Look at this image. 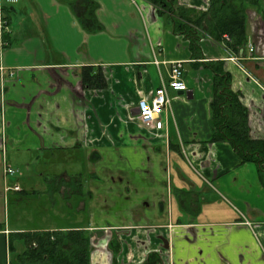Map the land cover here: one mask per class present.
I'll return each instance as SVG.
<instances>
[{"label": "crops", "instance_id": "1", "mask_svg": "<svg viewBox=\"0 0 264 264\" xmlns=\"http://www.w3.org/2000/svg\"><path fill=\"white\" fill-rule=\"evenodd\" d=\"M176 3L209 7L208 0ZM246 13L242 49L227 46L226 35L199 30L194 57L188 40L145 0H0L7 22L0 23L3 198L27 195L14 181L20 192L5 191L2 157L13 150L82 153L90 161L85 175L63 174L51 185L65 196L67 224L33 232H78L88 239V264H264L257 166L229 142L211 141L221 74L246 111L248 137L264 141V0ZM77 35L84 45L67 49ZM76 56L86 61L72 62ZM177 60L187 89L168 90L163 129L146 128L136 120V104L168 83L169 63ZM86 66L101 67L105 89L83 87ZM30 229L0 222V264H11L12 254L19 264L45 263L21 258L25 247L14 235Z\"/></svg>", "mask_w": 264, "mask_h": 264}, {"label": "trees", "instance_id": "2", "mask_svg": "<svg viewBox=\"0 0 264 264\" xmlns=\"http://www.w3.org/2000/svg\"><path fill=\"white\" fill-rule=\"evenodd\" d=\"M155 14L169 23L174 34L188 40L194 57L199 56L200 31L215 38L226 35L234 50L243 48L246 40L247 10L256 9L259 0H209L207 11L201 12L177 6L176 0H145ZM7 24V22H6ZM94 30L93 26L89 28ZM81 82L89 90L106 88L101 67L86 66L81 70ZM211 141L229 142L243 162L257 166L260 185L264 188V141L250 139L246 132V111L236 94L229 88V77L215 79L211 102ZM24 251L21 258L47 264H88V239L78 232L18 233ZM35 244V246H33Z\"/></svg>", "mask_w": 264, "mask_h": 264}, {"label": "rangeland", "instance_id": "3", "mask_svg": "<svg viewBox=\"0 0 264 264\" xmlns=\"http://www.w3.org/2000/svg\"><path fill=\"white\" fill-rule=\"evenodd\" d=\"M177 1V0H176ZM209 1V0H208ZM84 40V41H83ZM85 36H71L70 41L65 43L67 49L74 44L84 45ZM103 42L96 41L97 47L101 46ZM92 48V43L89 41ZM63 46V41L60 43V47ZM97 53L99 52L98 50ZM93 53L94 50H92ZM98 60V59H93ZM86 61L84 57H72V62ZM80 101V100H79ZM5 160L12 170L14 175L6 178L7 185L10 186L11 182H17L21 185L23 190L26 191V196L19 194H4L1 188L0 182V222L3 223L4 219L10 220L12 227H19L22 229H30L34 233L35 227H49V226H63L67 224L66 218V199L59 192V189L54 188L51 185L57 183V180L62 177L63 174L67 176H74L75 174L85 175L89 172L90 161L86 154L78 153H23L18 151H12L3 155ZM1 163V155H0ZM85 178H81V182H84ZM1 181V174H0ZM11 188V187H10ZM8 189L12 192L19 191ZM38 191L31 194V191ZM56 190V191H55ZM6 191V190H5ZM56 231V230H55ZM36 232V231H35ZM37 232H54V231H37ZM60 232V231H58ZM64 233V232H63ZM15 234L14 236H16ZM20 245V244H18ZM21 251H18V253ZM31 261V259H30ZM32 263H39L31 261ZM11 264H19L17 260V254L11 255ZM47 264V262L43 263Z\"/></svg>", "mask_w": 264, "mask_h": 264}, {"label": "built area", "instance_id": "4", "mask_svg": "<svg viewBox=\"0 0 264 264\" xmlns=\"http://www.w3.org/2000/svg\"><path fill=\"white\" fill-rule=\"evenodd\" d=\"M14 3L15 0H5ZM1 27H5L6 21L1 17ZM247 51L251 54L253 47L251 44L247 45ZM236 59H234L235 61ZM183 61L177 60L169 63L168 83L162 84L157 88L150 100L140 99L136 104V120L144 127L154 130H161L164 127L163 115L169 108L168 90L177 93L186 91V84L184 82ZM3 174L5 178L14 175V170L10 165L3 160L2 164ZM19 191V185H6L5 190L9 188ZM10 188V189H11ZM35 246V244H33Z\"/></svg>", "mask_w": 264, "mask_h": 264}, {"label": "flooded vegetation", "instance_id": "5", "mask_svg": "<svg viewBox=\"0 0 264 264\" xmlns=\"http://www.w3.org/2000/svg\"><path fill=\"white\" fill-rule=\"evenodd\" d=\"M87 252H88V247H87Z\"/></svg>", "mask_w": 264, "mask_h": 264}]
</instances>
